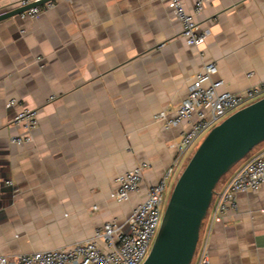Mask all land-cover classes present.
Wrapping results in <instances>:
<instances>
[{
    "label": "crops",
    "instance_id": "obj_1",
    "mask_svg": "<svg viewBox=\"0 0 264 264\" xmlns=\"http://www.w3.org/2000/svg\"><path fill=\"white\" fill-rule=\"evenodd\" d=\"M54 1L37 17L0 20V255L64 247L127 219L189 127L166 128L155 114H173L206 63H216L221 90L264 80V0H212L196 17L209 30L198 46L187 44L165 0ZM183 1L191 11L195 0ZM21 107L37 109L39 125L17 145L11 136L26 133L14 124ZM141 163L149 166L139 191L114 199L116 177ZM238 203L213 230L211 264H264V184L240 192Z\"/></svg>",
    "mask_w": 264,
    "mask_h": 264
},
{
    "label": "built area",
    "instance_id": "obj_2",
    "mask_svg": "<svg viewBox=\"0 0 264 264\" xmlns=\"http://www.w3.org/2000/svg\"><path fill=\"white\" fill-rule=\"evenodd\" d=\"M35 0H19L18 6H26ZM170 4L175 17L182 27V36L187 44H202L209 30L201 28L197 16L212 0H195L192 10L186 9L183 0H165ZM54 0L28 8L22 16L37 17L43 11L55 6ZM0 2V14L7 12ZM41 57H37L40 60ZM218 68L215 62L206 63L188 86L185 99L177 106L173 114L166 109L155 114L154 118L163 121L166 128L188 123L189 127L182 134L178 143V155L167 167L160 182L152 186L146 197L133 209L124 221L116 218L106 221L94 229L86 239L76 241L64 247L0 255V264H142L147 258L155 237L159 231L165 212L166 181L178 170L182 157L187 150L220 120L238 109L264 97V80H261L243 91L233 93L221 90L222 78H214ZM252 73H249L250 76ZM16 99H10L8 105H15ZM198 119L193 120L194 114ZM14 124L26 130L24 135L11 136V143L22 145L32 140V131L39 125L38 110L21 107ZM251 153V152H250ZM148 163L136 167L116 177V188L112 196L118 201L128 200L140 189L143 172ZM12 184L11 180L6 181ZM264 184V149L248 154L231 170L226 183L216 189L213 196L214 206L207 221L204 234L198 245L192 262L194 264H211L210 241L216 224L228 217H234L239 210L238 194L256 191ZM94 205L93 209H96ZM208 214V213H207ZM196 255V259H195ZM192 264V263H191Z\"/></svg>",
    "mask_w": 264,
    "mask_h": 264
},
{
    "label": "water",
    "instance_id": "obj_3",
    "mask_svg": "<svg viewBox=\"0 0 264 264\" xmlns=\"http://www.w3.org/2000/svg\"><path fill=\"white\" fill-rule=\"evenodd\" d=\"M45 1L35 0L1 13L0 20ZM262 142L264 97L238 109L210 129L178 176L159 231L142 264L192 263L202 223L219 181Z\"/></svg>",
    "mask_w": 264,
    "mask_h": 264
},
{
    "label": "rangeland",
    "instance_id": "obj_4",
    "mask_svg": "<svg viewBox=\"0 0 264 264\" xmlns=\"http://www.w3.org/2000/svg\"><path fill=\"white\" fill-rule=\"evenodd\" d=\"M224 119H225V118H224ZM222 120H223V119H222ZM222 120H220V122H221ZM220 122H219V123H220ZM209 131H210V130H208L207 132H205V133H204V134L198 139V141L193 145V149H192V151L189 153L190 156H189L187 162L189 161L190 157H191L192 154L195 152V150L198 148V146L200 145V143L202 142V140L204 139V137L207 135V133H208ZM262 143H263V142H262ZM262 143H260V144H262ZM260 144H259V145H260ZM259 145L255 146V147L253 148V150L251 151V153L255 152V151L258 149ZM251 153H249V154H251ZM245 158H246V157H245ZM187 162H186V163H187ZM186 163H185V165H186ZM185 165L182 167L180 173H181L182 170L184 169ZM180 173H179V175H180ZM229 174H230V173H228L227 175H229ZM179 175H178V176H179ZM227 175H226V176H227ZM226 176H225V177H226ZM229 177H230V176H229ZM224 179H225V178H223L222 180L219 181V183H218L216 189H219V188L221 187L222 183L225 181ZM172 189H173V188H172ZM172 189L168 192V194L166 193L165 207L167 206V203H168L169 197H170V195H171ZM214 203H215V199L212 200V203H211V205H210V208H209L208 214H207V216L205 217V219L203 220L202 227H201V236L204 234V231H205V229H206L207 221H208V218H209L210 213H211V211H212V208H213V206H214ZM195 259H196V255H195ZM194 262H195V260L192 262V264H194Z\"/></svg>",
    "mask_w": 264,
    "mask_h": 264
},
{
    "label": "trees",
    "instance_id": "obj_5",
    "mask_svg": "<svg viewBox=\"0 0 264 264\" xmlns=\"http://www.w3.org/2000/svg\"><path fill=\"white\" fill-rule=\"evenodd\" d=\"M231 170H232V169H231ZM231 170H230L228 173H230V172H231ZM228 173H227V174H228ZM227 174H226V175H227ZM226 175H224V176L222 177V179H223V178H225V176H226ZM222 179H221V180H222Z\"/></svg>",
    "mask_w": 264,
    "mask_h": 264
}]
</instances>
